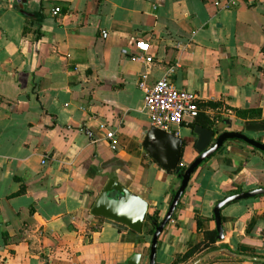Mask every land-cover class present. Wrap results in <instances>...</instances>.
Segmentation results:
<instances>
[{
    "label": "crops",
    "instance_id": "obj_1",
    "mask_svg": "<svg viewBox=\"0 0 264 264\" xmlns=\"http://www.w3.org/2000/svg\"><path fill=\"white\" fill-rule=\"evenodd\" d=\"M15 6L0 0V264H127L136 251L148 264L153 234L99 220L89 208L102 173L115 172L161 220L180 185L142 145L151 124L141 74L149 70L150 83L169 74L203 103H220L205 114L236 128L247 124L234 109L260 108L264 120V0H32L29 14ZM137 39L152 46L150 68L132 59ZM194 120L172 131L185 141L186 165L199 154ZM101 123L116 133L117 149ZM248 134L264 141V131ZM235 185L264 187V152L238 139L193 173L156 264L174 262L215 229L214 207ZM222 224L225 240L179 264L209 253L200 264H262L227 249L264 257V247L241 241H264V195L226 206Z\"/></svg>",
    "mask_w": 264,
    "mask_h": 264
},
{
    "label": "water",
    "instance_id": "obj_2",
    "mask_svg": "<svg viewBox=\"0 0 264 264\" xmlns=\"http://www.w3.org/2000/svg\"><path fill=\"white\" fill-rule=\"evenodd\" d=\"M31 2L32 0H16L15 7L19 8L25 14H29L27 11L31 6ZM227 123L228 129L221 132L219 135L216 134L214 129L201 125L195 126L194 133L197 137L195 141H193V145L199 154L189 163L186 171L182 175L180 185L172 198L167 213L160 222H154L155 232L151 240L148 264H156L159 238L167 224L171 221L174 212L188 189L193 173L205 160L220 150L227 141L233 139L242 140L253 148L264 152V141H259L246 135L241 131V128L234 127L233 122L230 120H228ZM245 129L246 131H264V125L247 124ZM140 138L143 147L158 164L159 169L177 170V167L182 161L184 152L185 141L181 136L149 125L143 127ZM103 175L106 179L103 178L101 180L102 182L100 181L99 185H96L95 189L91 191L93 196L92 201L89 203L91 215L98 219H109L120 223L129 228L133 233L141 235L144 230L146 217L151 208L149 200L141 193L125 185L115 172L102 173V176ZM261 195H264V187L227 195L216 204L214 207V218L218 231V240H225L222 224V210L236 201ZM241 239L245 244L264 247V241L246 239L244 236H241ZM227 250L226 251L232 257L257 261L264 264V257L240 254L230 249ZM210 254L212 255V253L206 254L192 264H200L207 259ZM145 259L146 257L143 255L142 251H136L129 255L127 264H143Z\"/></svg>",
    "mask_w": 264,
    "mask_h": 264
},
{
    "label": "built area",
    "instance_id": "obj_3",
    "mask_svg": "<svg viewBox=\"0 0 264 264\" xmlns=\"http://www.w3.org/2000/svg\"><path fill=\"white\" fill-rule=\"evenodd\" d=\"M226 6L228 7L229 4L227 3ZM61 11V7L52 9L54 15H58ZM103 35L107 37L108 32L103 31ZM135 48L136 51L132 55V59L142 62L150 68L154 61L151 44L145 39H137ZM123 52L129 53L127 49H124ZM139 87L145 93L144 111L150 124L154 127L172 132L177 126L196 119L201 112L200 95L177 87L170 79L169 74L150 83V71L146 70L141 74ZM100 128L104 132L105 138L110 141L111 148L117 149L116 133L109 130L103 123L100 124Z\"/></svg>",
    "mask_w": 264,
    "mask_h": 264
},
{
    "label": "trees",
    "instance_id": "obj_4",
    "mask_svg": "<svg viewBox=\"0 0 264 264\" xmlns=\"http://www.w3.org/2000/svg\"><path fill=\"white\" fill-rule=\"evenodd\" d=\"M25 29L24 31H26ZM199 106L201 108V112L199 116L194 120L192 127L195 128L196 125L200 124L204 127L207 128H212L214 127L217 123L216 120H222L223 118L221 117H214L213 119L210 118L208 115L205 114L204 110L210 106L214 109L220 107V103H216L213 101H208L206 103H203V101H199ZM234 112L236 113V116L239 118H242L246 120V124H260L264 125V120L261 119L262 116V111L260 108H251V109H234ZM187 167L183 165H179L177 167V170H173L176 172L178 176V180L181 181L182 175L186 171ZM171 171V170H170ZM25 191V187L22 186L21 189L17 192V194H21L22 192ZM243 191V187L239 185H235L232 187L230 193H239ZM176 190L172 192V197L171 200L175 194ZM162 217V213L159 209H155L153 205H151V208L149 210V213L146 217L145 223H144V232L147 234H153L155 232V225L154 222H160ZM214 218V217H213ZM101 220V219H99ZM204 218L201 216L197 217V224H198V229H202L203 227V222ZM218 231L217 229H211V230H205L204 231V238L195 244L192 248L187 250L185 253L180 254L178 258L170 263V264H179L180 262H187L189 261L196 253L200 251H206V250H212L215 248V244L217 243L218 239ZM218 264H227V263H218Z\"/></svg>",
    "mask_w": 264,
    "mask_h": 264
},
{
    "label": "flooded vegetation",
    "instance_id": "obj_5",
    "mask_svg": "<svg viewBox=\"0 0 264 264\" xmlns=\"http://www.w3.org/2000/svg\"><path fill=\"white\" fill-rule=\"evenodd\" d=\"M211 129H214V130L216 131V134L219 135L221 132H223V131H225V130L228 129V123H227V120H222V121H220V122H217V124H216L214 127H212ZM241 131H242L243 133H245L246 135H249V134H248V131H246L245 127L241 128ZM205 161H206V160H205ZM205 161H204V162H205ZM204 162H203V163H204ZM203 163H202V164H203ZM180 165H183V166L188 167V165L182 163V161H181Z\"/></svg>",
    "mask_w": 264,
    "mask_h": 264
},
{
    "label": "rangeland",
    "instance_id": "obj_6",
    "mask_svg": "<svg viewBox=\"0 0 264 264\" xmlns=\"http://www.w3.org/2000/svg\"><path fill=\"white\" fill-rule=\"evenodd\" d=\"M226 118H229V116L228 117H226ZM252 131H248V133H251Z\"/></svg>",
    "mask_w": 264,
    "mask_h": 264
}]
</instances>
